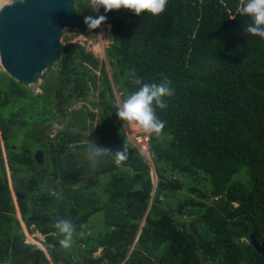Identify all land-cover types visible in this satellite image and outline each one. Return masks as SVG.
<instances>
[{
	"label": "trees",
	"instance_id": "16d2710c",
	"mask_svg": "<svg viewBox=\"0 0 264 264\" xmlns=\"http://www.w3.org/2000/svg\"><path fill=\"white\" fill-rule=\"evenodd\" d=\"M245 2L109 10L105 51L122 99L145 83L171 89L166 107L153 101L164 125L149 137L156 183L93 51L66 44L39 92L0 69V264H264L250 238L264 240V39L247 31ZM77 8L95 17L81 0ZM98 29L84 24L85 36ZM88 96L93 107L71 108ZM117 153L126 158L117 163ZM62 220L74 229L70 248L59 243ZM23 224L45 235V248L26 242Z\"/></svg>",
	"mask_w": 264,
	"mask_h": 264
},
{
	"label": "water",
	"instance_id": "95a60500",
	"mask_svg": "<svg viewBox=\"0 0 264 264\" xmlns=\"http://www.w3.org/2000/svg\"><path fill=\"white\" fill-rule=\"evenodd\" d=\"M103 23L112 41V20L109 11L99 8ZM84 16L79 13L77 0H13L0 6V63L3 70L22 84L38 82L43 72L61 59V38L65 28H78L84 34ZM35 157L42 162L44 153ZM37 216H31L34 219ZM197 233L194 223L190 224ZM250 235L255 248L264 256V240Z\"/></svg>",
	"mask_w": 264,
	"mask_h": 264
},
{
	"label": "clouds",
	"instance_id": "9594fccd",
	"mask_svg": "<svg viewBox=\"0 0 264 264\" xmlns=\"http://www.w3.org/2000/svg\"><path fill=\"white\" fill-rule=\"evenodd\" d=\"M96 8L103 7L105 11L120 9L121 7L133 10L135 14L149 12L152 15H158L165 10L168 0H93ZM238 11L241 14L250 17L252 23L247 31L253 35H258L264 39V0H246ZM105 16L97 17L85 16L83 22L88 29L97 28ZM171 95V89L165 84H143L139 89L130 92L117 107L116 114L118 118L126 121L137 122L145 131L158 134L163 128V122L158 120L153 108V101L159 108L166 105L161 97ZM95 153H101L100 148L94 149ZM123 153L116 154V162L119 163L125 159ZM65 236L59 241L64 248H70L73 243V226L69 221H58L55 225Z\"/></svg>",
	"mask_w": 264,
	"mask_h": 264
},
{
	"label": "rangeland",
	"instance_id": "374dc122",
	"mask_svg": "<svg viewBox=\"0 0 264 264\" xmlns=\"http://www.w3.org/2000/svg\"><path fill=\"white\" fill-rule=\"evenodd\" d=\"M12 1L13 0H5L4 3H9ZM81 2L83 3V5L88 6L89 10L91 11L90 13L93 16L97 17L99 15H102L100 9L95 7L93 0H81ZM77 3H78V0H77ZM84 9L78 10L79 13L83 14ZM98 28L99 29H98L97 33L95 35H92V36H84L83 34L80 33L78 28H65L64 29V35L61 38L62 46L64 47L66 44L71 43V42H79L82 45H84L88 50L93 51L95 53V55H97L105 63L106 69H107V71H108V73L112 79L114 91L116 93V98L118 100V105H120L123 101V99L121 97L122 94L119 90V85L114 80V68L110 64L109 57L106 55V51H105L109 45L108 31H107L106 26L103 22L98 26ZM0 69L3 70L1 63H0ZM44 80H45V78L42 75L39 78L38 82L31 84L30 86L33 87L36 92L42 91L41 87L44 83ZM92 92H94V94L96 95L95 97L98 98V94H97L98 91H92ZM92 94H91V96H92ZM91 96H88V98L86 100L75 102L71 108H78L84 104L87 106L93 107L92 102L90 101ZM65 123L66 122L63 121L61 124H56L51 130L50 129L48 130V134L53 137L59 128L65 126ZM131 123L132 122L122 120L123 130L129 136L131 141L135 144V139H133L134 137H131V136H133L131 133L137 132L139 130V128L135 125H131ZM135 134H138V133H135ZM74 149H73L74 151L82 154V155L79 154V156L82 158V160L89 158L91 156L90 152H89V148H85V147L77 148L74 146ZM139 150L141 151V153L145 157H147L150 160L151 164L153 165L152 173H153L154 182L156 183V172H155L154 162L152 160V153H151L150 149L143 150L140 148ZM93 181H95V182L98 181V178L94 175L86 178L85 183L87 184V183L93 182ZM182 190L186 191V188L181 189V192H182ZM89 221L97 224L95 227V230H100V229H102V227H104V221H103V216H102L101 212H98V213H95L94 215H92V217L90 218ZM23 226H24V224H23ZM23 231L26 234V239H25L26 242L36 244L42 248H45V246H44L45 235L41 234L37 230L31 232L26 228V226H24ZM101 251H102V248L98 249V251L95 253V255H97V256L100 255ZM64 264H68V263H64Z\"/></svg>",
	"mask_w": 264,
	"mask_h": 264
},
{
	"label": "built area",
	"instance_id": "2783aa9c",
	"mask_svg": "<svg viewBox=\"0 0 264 264\" xmlns=\"http://www.w3.org/2000/svg\"><path fill=\"white\" fill-rule=\"evenodd\" d=\"M132 122L131 125H135L139 128L137 132H132L131 134L135 139V144L139 147V149L148 150L149 149V137L151 132L145 131L137 122L135 121H129ZM140 132V133H139ZM138 133V134H135Z\"/></svg>",
	"mask_w": 264,
	"mask_h": 264
},
{
	"label": "bare ground",
	"instance_id": "6f19581e",
	"mask_svg": "<svg viewBox=\"0 0 264 264\" xmlns=\"http://www.w3.org/2000/svg\"><path fill=\"white\" fill-rule=\"evenodd\" d=\"M5 0H0V6H2L4 4Z\"/></svg>",
	"mask_w": 264,
	"mask_h": 264
}]
</instances>
